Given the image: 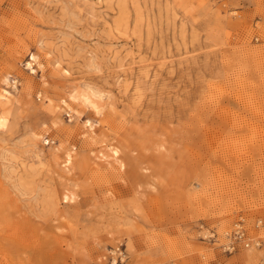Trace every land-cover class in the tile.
I'll return each instance as SVG.
<instances>
[{
  "label": "rangeland",
  "instance_id": "rangeland-1",
  "mask_svg": "<svg viewBox=\"0 0 264 264\" xmlns=\"http://www.w3.org/2000/svg\"><path fill=\"white\" fill-rule=\"evenodd\" d=\"M2 89L0 264H264V0H0Z\"/></svg>",
  "mask_w": 264,
  "mask_h": 264
},
{
  "label": "bare ground",
  "instance_id": "bare-ground-1",
  "mask_svg": "<svg viewBox=\"0 0 264 264\" xmlns=\"http://www.w3.org/2000/svg\"><path fill=\"white\" fill-rule=\"evenodd\" d=\"M37 62H38V57L36 55H32L31 61L29 63H27V66L30 69H32V73H35L36 72V71H33V67L36 66ZM4 83L6 85H9V86L10 85L15 86L17 84V82L11 83L8 80V78L4 79ZM14 88H16V86ZM11 96H12V94L9 91H7L5 89H2V91L0 92V104L1 105H3L4 103L5 104H8L10 102ZM95 96H96V94H92V93L91 94L81 93V94L72 96L71 97V100L83 103V105H85L86 107H88L94 114L97 115V114L100 113L101 108H100V105H99L100 103L98 102V100H96V97ZM101 99H102V97H101ZM64 103L65 104H68L66 101H64ZM65 106L67 107L68 105H65ZM70 107L71 106H69V110H70ZM4 125H5V119L3 117H0V128L2 126H4ZM87 125H89L90 127H92L93 126V123L92 122H88ZM116 154H117V152L116 151H113V157H115ZM71 160H72L71 153H67L66 154V160L64 162L65 163V169L66 168H69V165L71 163Z\"/></svg>",
  "mask_w": 264,
  "mask_h": 264
},
{
  "label": "built area",
  "instance_id": "built-area-1",
  "mask_svg": "<svg viewBox=\"0 0 264 264\" xmlns=\"http://www.w3.org/2000/svg\"><path fill=\"white\" fill-rule=\"evenodd\" d=\"M245 236V231L242 228V225H237V228L233 234V242L238 243L240 240H242Z\"/></svg>",
  "mask_w": 264,
  "mask_h": 264
}]
</instances>
